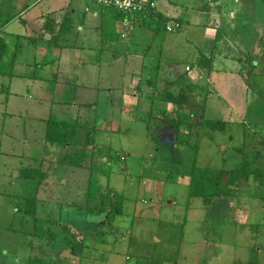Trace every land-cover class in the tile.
Masks as SVG:
<instances>
[{
  "label": "rangeland",
  "instance_id": "rangeland-1",
  "mask_svg": "<svg viewBox=\"0 0 264 264\" xmlns=\"http://www.w3.org/2000/svg\"><path fill=\"white\" fill-rule=\"evenodd\" d=\"M10 1L14 0H0V11L3 7L0 21H4L13 8L15 10L9 5ZM15 1L19 10L27 3L29 7L21 11L8 31L26 38L37 34L40 28L39 34L32 38L42 39L39 37L41 27L48 17H52L58 27L64 15L62 9L72 14L74 28L67 39H61L69 45L60 51L50 47L48 56L56 51L62 66L84 84L73 89L72 104L57 102L60 98L57 94L52 102V92L45 88L43 76L33 79L30 71L9 74L13 66L9 57L17 55L22 60L19 67L24 68L34 55L26 38L16 35L10 38L7 34L9 45L1 52L4 57L0 60V191L9 194L2 196L0 203V264L15 255L23 264L25 256L34 254L31 245L35 240H39V247L47 250L48 255L67 251L70 257L74 254L71 251L76 250H71L70 245L79 238L85 245L81 252L86 256L79 260L72 257L73 264H264V72L252 76L251 88L243 93L236 91L229 79L222 80L218 75L211 84L207 76L199 79L201 84L211 86L202 102L205 119L225 121L222 131L202 125L195 129L180 127L176 132L171 125H160L161 113L165 112L167 117L175 113L171 111L173 104L147 98L152 94L147 77L157 76L158 86L162 87L166 78L187 72L191 66L185 69L186 64H195L194 56L198 51L205 53L202 32L215 34L217 31L214 26L219 19L212 8L215 0H209V5L208 0L180 1L182 11L178 10L184 25L181 28L179 23V28L172 31L165 28L163 21H153L150 26V21L140 15L126 14L122 20L115 19L110 12L116 10L99 8L89 0ZM156 1L159 4L164 0ZM191 1H196V7L201 2L207 7L192 10L188 7ZM86 4L90 6L89 11L84 10ZM97 7L100 13L97 24L103 23L102 27L98 26L100 33L112 28L105 22L111 16L119 30L132 36L130 43L126 42L128 38L120 37L119 30L116 31L119 39L112 40L113 43L100 41V35L95 36L94 32L83 35L82 28L78 31V22L92 17ZM235 10L238 11L234 23L236 32L228 30L229 39L223 44L217 42L219 51L235 52L232 38L239 35L244 36L245 41L250 40L252 23L264 21V0H241ZM47 11L49 14L44 18L41 15L37 18L40 12ZM55 12L59 15L57 22L52 15ZM170 20L168 24L172 26L178 22ZM225 59L217 58L216 67L231 69L234 61ZM38 73L37 69L36 75ZM133 74L142 77L138 82L145 94L138 97L134 107L126 102L120 90L129 84ZM52 75L50 82L56 81ZM191 110H187L192 114L191 121L196 122L201 106L191 107ZM47 117L77 118L95 126L94 140L84 148L82 165L89 166L94 161L98 166L92 171L96 185L104 193L100 209L111 205L110 191H114L122 203L121 213L110 220V225L104 213L81 217L71 208L68 216L61 217L63 225H49L56 238L47 241L30 233L33 230L31 217L18 211L13 217L8 215L6 207L11 204L17 208L19 195H34V186L28 180H19L16 171L20 166L35 164L29 157L30 141L43 135ZM57 148L59 156L62 155L65 149ZM244 160L256 172L241 179L240 186L229 183L225 189L204 190L203 194L209 197L208 204L203 196L191 195L192 190L199 189L190 184L193 166L224 168L221 182H227L232 169ZM54 168L52 165L48 186ZM79 171L75 183L74 176L64 172L62 190L66 201L80 197L78 201L82 203L85 197L90 172L83 168ZM47 194L52 196V186ZM83 202L85 206L86 201ZM66 259L63 257L61 261Z\"/></svg>",
  "mask_w": 264,
  "mask_h": 264
},
{
  "label": "crops",
  "instance_id": "crops-1",
  "mask_svg": "<svg viewBox=\"0 0 264 264\" xmlns=\"http://www.w3.org/2000/svg\"><path fill=\"white\" fill-rule=\"evenodd\" d=\"M180 1H182V0H177V1L176 0H164V1H161L159 4L157 1L156 2V9L154 12L155 15H153V16H155L156 18L158 16L159 17L162 16V17L168 18L169 20L174 19V21H178V19H181L180 22H181V25H182L181 28H182L184 25V19L181 18V16H180V12L182 11V9L179 6V4H181ZM195 2L194 1L189 2L188 7L191 8L192 10L195 9L198 11L200 9L207 7V5L203 4V2H201V4H199L200 5L199 7H196ZM206 2L209 5V3H208L209 0ZM14 3L16 4L15 0H14ZM228 3L233 4V6H230L229 8H227L226 5ZM239 5H241V0H215V2H213L212 8L215 11V15L219 19V20L215 21L217 24L214 26L215 28H217V31L215 32V34H213V31H210L207 34L202 32V35L204 36V40H205L204 43L206 44L205 53L198 51V53L194 56L195 57V64L193 66L190 63L186 64L185 69L189 65L191 67L189 69H186L187 72L182 74L183 75L182 78L184 79V81H186L187 83H194L195 85H197L199 87L205 88L207 90V92H209L208 90H209V88H211V86L209 84H201L200 82H198L199 79L201 80L203 77L207 76L208 82L211 84V83H214L212 80V79H214V76L218 75L220 78L222 77V80H225L227 78V79H229V81H231V83L233 82V84H234L233 86H234L235 90L240 91V93H243L245 90L247 91L250 89V88L246 87V85L242 81L241 74L239 71L243 70V72H245V70L242 69L243 60H244L245 54L248 53L249 50L251 51V49H253L252 51H253V54L256 58L264 57V21L263 22H256L257 24H255V22L252 23L253 28H252L251 34H249L250 40L245 41L246 38H244V36L241 37L239 35L238 36L236 35L235 38L234 37L232 38L234 40L232 43L236 49L235 52L226 53L225 51H219L218 48H216L217 42L219 44H223V42L226 39H229L228 30H234V32H236V30H235L236 27H235L234 23L236 22L235 21L237 18L236 13L238 11H236L235 9L237 7H239ZM86 7L88 8V10H86ZM99 8H101V7H99ZM99 8L97 7V10L95 9V11L92 14V17H89L88 19H86L84 17L82 20H80L78 22V25H79L78 31H80L79 28H82L80 33H83V35H85L88 32H94L95 36L100 35V41H112V40L119 39L117 36L114 38L110 34V33H113V32H116L117 30H119L117 23H116V20H114L111 16H110V18H106L107 20L105 22H107V24H109V26L111 25L113 29L112 28L107 29V30H104L103 33H100L101 29L98 28V26L102 27L103 23H101L100 25L97 24V22L100 21V19L98 18L100 16ZM26 9H24V10H26ZM89 9H90V6L88 4H86L84 7V10L89 11ZM178 9L181 11H179ZM61 11L63 12V13L60 12L62 14H64L66 12L65 9H62ZM67 13H68V11H67ZM47 14H49L48 11L45 14H43V12H40V14L37 15V18H39V15H41L42 18H44ZM52 15L55 17V20L57 22L59 20L58 12H55ZM69 15L72 18V14L70 13ZM14 20L9 22L3 28V30L0 31V36L5 38L7 45H9V41L7 39V34L10 35V38H11V35L14 36L13 38H16L15 35L19 36L21 38H24V39L26 38L25 36H23L20 33L8 31L9 28L11 27V24H13ZM86 20L88 21L87 22L88 25L86 24ZM112 20H114L115 23H113ZM119 31H120V37L128 38V40H126V42L130 43L132 36H130V34L127 31H124V30H119ZM39 32H40V28H39V31L37 34L28 35L26 38L27 40L25 41L29 44V49H30L31 55H34L32 57V62L28 63V66L23 68V67H19V64H20V66L22 65L21 64L22 60L17 55L9 57L8 58L9 62L12 61V65H13L12 67H10L9 74H11V73L17 74V73L30 71L32 74L31 78H33V79H37V78L41 79L39 77L43 76L42 81L45 83V88L48 87L49 90L52 92V98H53L52 102H55L54 101L55 100L54 95L57 94V98L60 97L57 100V102L60 103V102H63V93H64L66 88L76 89L75 86L77 87L78 84H84V81L83 80L79 81V78L77 75L70 73V71H68L66 68H64L62 66V63L60 62V57L59 58L57 57L56 51L55 52L52 51V55L48 56V53L50 51V47H53L54 50L59 49V51L61 48L50 44V41L48 40L47 36L42 37V39H39V38L33 39L34 37L32 38V36L38 35ZM41 32H42V30H41ZM217 32H219V37H218V40L216 41L215 39H216V33ZM223 33H224V36H223ZM25 35H27V34H25ZM30 37L32 39H30ZM46 40H47V42H46ZM111 43H113V41ZM202 54H204L205 56L212 57V70L209 73H206L204 70H201L200 68H198L196 66V61L198 60L199 56ZM221 57L226 58L225 60L234 61L231 69H226V68L221 69L219 67H216V65H215L216 59L220 58V60H221ZM239 57H241V58L239 59ZM24 63L25 62L23 61V64ZM80 64H82V63H80ZM141 68L142 67H140V69ZM37 69L39 70V73L36 75ZM46 71H49L50 73H47ZM1 73L2 72H0V75H1ZM51 73L53 74L52 75L53 79H55V77H56V81H54V82H50V81H52V79L49 81V76L51 75ZM73 75H75V76L73 77ZM136 78H137V80H136ZM147 78H149V77H147ZM173 78H175V77H173ZM173 78H169V79H173ZM193 79H195V80H193ZM139 80H142V77L138 78L136 75L133 74V77L129 81V84L123 85L120 88L123 96L126 98V102L129 105H131L132 107L137 105L138 99H139L138 97L145 95L142 92L143 90H141L140 86L138 85L140 83V82H138ZM165 80H167V78ZM158 82H159V79H157V81H156V88L164 87L165 81H164V84H162V87L158 86ZM136 88H137V90H136ZM214 88H215V85H214ZM215 89L217 90V88H215ZM59 91H61V92L59 93ZM208 94L209 93H207V96H208ZM5 102L6 103L8 102V96H6ZM160 102H162V101H160ZM202 102H203V98L201 97V95H197L195 93L194 94L190 93V94H188V105H186L184 107V111L188 112L187 111L188 109L190 111H192L191 107L201 106L200 113L205 118V105H204V103L202 104ZM176 110H177V107L175 105H173V108L171 111L176 112ZM189 113H191V112H189ZM187 125H188L187 123L184 125H180L179 128L184 127L185 129H187V128H189ZM200 126H202V125H200ZM192 127H194V126H192ZM192 127H190V128H192ZM179 128L176 129L173 127L172 129L177 132L179 130ZM194 129H195V127H194ZM55 147L53 145L46 144L45 132H43V135L40 138H36V139L30 141L29 157L32 160H35V159L41 160L42 159L44 161L42 164V171L46 174V177L44 178L42 183H38L36 180H33V179L23 178L25 180L23 182H27V180H28L34 186V195L38 199V203H37V207H36V215L42 219H46L42 223H45L48 226L50 224H53V223L63 225L64 222L61 221V217L62 216H68L71 208L76 210L77 213H79L81 215V217H84V216L87 217L89 215L88 213H86V209L82 205V203H84L83 201H85L84 198L82 199V203H81V201H78V199H80V197L76 198L73 201H66L64 192L62 190V188L64 187L63 184L65 183L63 181V177L65 175L64 172H67V173L73 175L74 178L72 179V181L75 183L76 182L75 176L80 174L79 168H83L84 170L88 169V171L90 172L89 166H84V165L81 166L80 165V166L73 167V166H66L65 164H62V163H57V161L59 159V152H58V148L57 147L55 148ZM52 165H54V167H55L53 176L51 174L52 181H51V185H50V186H52L53 194H52V196H49L47 194V191L49 190V187H50L48 185L50 184L49 177H50ZM31 166H34V165L28 164L25 166H20L18 169L20 170L23 167H31ZM18 169L16 171L17 173L19 171ZM17 178H19V180H20L19 174H17ZM240 184L241 183H237L236 186H240ZM46 188H48V189H46ZM8 194L9 193H5V192L0 191V203H2V200H3L2 196H7ZM45 194H47V197L44 196ZM10 196H11V194H10ZM23 196L28 197L26 195H19V197H23ZM52 205H54L60 209L54 210V207H52ZM6 208H7L6 210H8V215L11 217H13L15 215V213L17 212V208L11 204H9L8 207H6ZM85 219H87V218H85ZM45 224H43V225H45ZM108 224H109V222H108ZM57 229H59V227ZM32 235L34 237L40 238V240H43V239H45L47 241L51 240V239L46 238L45 236H37L34 234H32ZM54 237L56 238V236H54ZM38 241L35 240V242H36L35 244L32 243L33 241L31 242L33 244L31 246L33 248L34 254H32L30 256H25L24 260H23V264H27L28 259L31 257H34V256L43 257L44 259H46V260L48 259V261H52L55 264H63V263L64 264H73L75 262L73 258L76 257L79 260L81 257L86 256V253L85 252L82 253L81 251H76V252L71 251L74 254H73V256H70V257H69V254H67V251H61V252H57V253L53 252L51 255H48L47 250L45 251L43 247H39L40 243ZM47 244H49V243H47ZM50 245H51V242H50ZM35 251H37V254H35ZM63 257L67 258L66 261L64 260L66 263L61 261L63 259ZM8 258L5 261H3V264H20V263L22 264V262L16 257V255L14 257L11 256Z\"/></svg>",
  "mask_w": 264,
  "mask_h": 264
},
{
  "label": "trees",
  "instance_id": "trees-1",
  "mask_svg": "<svg viewBox=\"0 0 264 264\" xmlns=\"http://www.w3.org/2000/svg\"><path fill=\"white\" fill-rule=\"evenodd\" d=\"M22 2V1H20ZM4 3V1L2 2ZM7 3V2H6ZM10 6H14L15 10L13 8V12L9 14L4 21H0V31L3 30V28L12 20L16 19L21 11L26 9L29 6V3L25 4L20 10L18 9V6L14 3V1L9 2ZM3 7L1 8L0 12H3ZM110 12V11H109ZM155 10L151 11L149 13H143V14H137L143 17V20H149L150 26H152L153 21H163L166 25L169 22L168 18L158 16L157 18L153 15H155ZM1 14V13H0ZM110 14L115 18L122 20L124 19L126 13L123 12H116L112 11ZM154 17V18H153ZM3 19V17H1ZM46 19V18H45ZM181 19H178V22L181 25ZM74 28V22L67 13V11L64 13L61 23H59L58 27L54 24V20L52 17H48L46 21H44V24L42 26V32H41V38L44 36H47L48 40L50 41V44L63 48L68 46V43H65L61 41V39L65 38L67 39L69 34L71 33L72 29ZM112 37H118V32L110 33ZM219 32L216 33V41L218 40ZM34 42V41H33ZM7 42L4 37L0 36V60L2 59L1 52L7 49ZM253 49L251 51L249 50L248 53L245 54L244 60H243V70L239 71L241 74L242 81L246 85V87L251 88V79L252 76L260 74L261 71L264 72V65L262 66V63H264V57H258L256 58L253 54ZM241 57H239L240 59ZM196 66L200 68L201 70H204L206 73H209L212 70V57L205 56L204 54L200 55L198 60L196 61ZM260 68V71H259ZM264 74V73H262ZM183 75H180L173 79H167L165 80L164 87L162 88H156V77H149L146 79L148 87L150 86L152 90V94L147 95V98L150 101H153L154 99H159L162 102H168L177 107L176 112L167 117L164 113H161V116L159 117L160 125H171L172 128L178 129L180 125L182 124H188V127L194 126L197 128L200 125H203L211 130H224L226 126V122L223 120H211V119H205L203 115L196 117L197 121H191L192 114L189 112L184 111V107L188 105V94H197L201 95L203 100L207 97V90L203 87H199L195 85L194 83H187L182 78ZM140 86V84H138ZM63 102L65 104H72L74 102V92L73 88H66L63 93ZM195 119V118H194ZM94 130L95 126L88 125L77 118H74L72 120L66 119V118H53L48 117L45 119V141L48 145H53L56 147H63L65 149L64 153L59 156V159L57 163L65 164L66 166H82V161L85 156V149L87 146L92 144L94 140ZM248 160V159H247ZM244 160L241 162L238 166H236L232 171L230 172V175L228 177L227 182H221L222 174L224 173V168H220L217 170H212L209 168H197L196 166H193L190 174V184L191 186H197L199 189L192 190L191 195L192 196H203L205 199V203L208 204L209 197L206 194H203L204 190H214L216 189H225L226 186L229 183H240L241 179L244 177H247L249 174H254L256 170H252L250 166H248V161ZM43 160H34V166L31 167H23L18 172L20 178L25 179H33L36 180L38 183H42L44 178L46 177V174L42 171V164ZM92 163L89 165L90 175L88 177V181L85 185L84 195H85V206L86 213L88 214H96V213H104L106 217V221L109 222V225L112 223L110 221L111 219H114L115 216H118L121 213V207L122 203L118 201V195H116L113 192L110 191V199L112 201L111 205L108 206L107 209H100V207H103V205H99L100 199L104 195V193H101L100 188H98V185H96V179L93 176V168H97L98 166H95L94 161H91ZM102 170V169H101ZM100 191V192H99ZM94 193V194H91ZM103 194V195H102ZM224 196V194L222 193ZM98 198V200H95V198ZM19 206L17 207V211L22 213L23 215H27L29 217H32V226L33 230L30 232L31 234L37 235V236H47L49 239L54 238L55 233L54 231L50 230V227L48 226L46 229L43 228L44 220L36 215V207L38 203V199L35 195L28 196V197H19ZM96 201L98 205L96 204ZM110 218V219H109ZM47 222V221H46ZM48 234V235H47ZM82 238L78 239L77 243H74L70 245L71 250L76 249L78 251H81V249L85 246L82 243ZM70 242H68L69 244ZM76 247V248H75ZM73 251V252H76ZM27 264H55L52 261H48L40 256H34L28 259Z\"/></svg>",
  "mask_w": 264,
  "mask_h": 264
},
{
  "label": "built area",
  "instance_id": "built-area-1",
  "mask_svg": "<svg viewBox=\"0 0 264 264\" xmlns=\"http://www.w3.org/2000/svg\"><path fill=\"white\" fill-rule=\"evenodd\" d=\"M90 2L100 7L113 8L118 12L126 14L137 15L143 13H149L156 9V0H89ZM86 10L88 8L86 7ZM179 22L174 25H166L168 31H172L175 28H179ZM124 157L121 156V159Z\"/></svg>",
  "mask_w": 264,
  "mask_h": 264
}]
</instances>
